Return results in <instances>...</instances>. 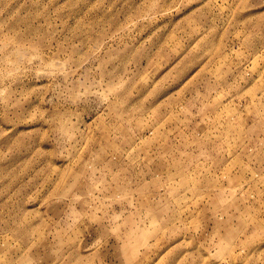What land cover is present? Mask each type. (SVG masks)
Returning <instances> with one entry per match:
<instances>
[{"label": "rangeland", "instance_id": "obj_1", "mask_svg": "<svg viewBox=\"0 0 264 264\" xmlns=\"http://www.w3.org/2000/svg\"><path fill=\"white\" fill-rule=\"evenodd\" d=\"M0 264H264V0H0Z\"/></svg>", "mask_w": 264, "mask_h": 264}]
</instances>
